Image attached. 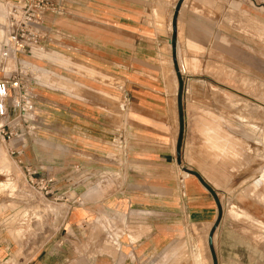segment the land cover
<instances>
[{"label":"rangeland","instance_id":"rangeland-1","mask_svg":"<svg viewBox=\"0 0 264 264\" xmlns=\"http://www.w3.org/2000/svg\"><path fill=\"white\" fill-rule=\"evenodd\" d=\"M7 2L0 0V27ZM175 16L173 20L174 12L169 10L167 18H159L157 33L121 35L122 62L115 77L104 72L106 78L100 86L107 94L99 98L110 111L106 115L113 119L114 138L126 143L120 146L116 141V153H125L129 158L123 162L116 157L105 164L127 173L123 178L134 191L135 200L150 206L152 221L160 218L161 204L168 205L170 224L177 231V241L170 250L180 255L179 262L208 264L209 236L217 239L221 233L233 230V234L247 236L257 247L264 244V222L251 219L243 208L264 213V20L250 17L248 32L234 34L231 42L219 28L216 34L204 33L202 30L207 29L192 23L187 15L180 12ZM216 21L223 29L225 19ZM68 37L71 51L78 56L70 58L47 49L32 64L38 80L24 84L33 94L34 106L37 100L55 99L49 90L62 93L64 97L57 98L62 105H73L70 115L63 119L59 115L66 128L78 124L75 131H66L72 140L59 137L53 141L59 143L56 149L80 157L84 155V126L80 123L84 121L80 110L84 81L54 78L41 62L46 59L51 63L59 57L68 63L62 64L65 70L84 79L82 42ZM125 43L131 44L127 50ZM17 67V63L5 66L0 61V78L2 68ZM3 122L0 120V125ZM42 137L48 138L44 134ZM190 176L218 204L217 229L208 223L189 221L194 217L186 210L192 207L185 193V184L192 185L194 180ZM0 177V201L14 209L10 224L24 223L25 231L17 235L19 239L47 233L55 215L53 205L24 191L20 169L3 149ZM97 180L101 183L103 178ZM77 181L82 182L78 176L74 177V183ZM93 181L85 180L82 187ZM83 188L71 194L80 203L84 202Z\"/></svg>","mask_w":264,"mask_h":264},{"label":"crops","instance_id":"crops-1","mask_svg":"<svg viewBox=\"0 0 264 264\" xmlns=\"http://www.w3.org/2000/svg\"><path fill=\"white\" fill-rule=\"evenodd\" d=\"M62 7V15L50 14L45 19V26L50 30L46 51L49 49L74 58L78 55L71 51L73 47L69 43H72L67 37L80 40L84 50L80 55L84 63V79L65 70L62 64L68 63L59 57L51 63L46 59H41V62L49 67L54 78L84 81V102L80 107L84 113V121L80 122L84 126V155L73 157L55 148L59 143L53 140L69 137L66 131H75L78 125L66 128L59 121V115L62 119L70 115L73 105H62L57 98L64 96L58 90H49L55 99L36 101L34 123L27 127L13 124L11 128L21 132L25 142L20 158L22 163L53 176L61 191L70 192L74 177L78 176L76 170L81 168L84 174L95 176L100 173L103 181L98 183L99 177H91L94 181L84 185V202L81 205L67 209L62 204H52L55 215L47 233H36L26 239L17 236L24 233V223L11 225L14 209L0 201V261L7 264H185L179 262L180 255L170 250L177 241L174 234L177 231L175 225L170 224L168 205L162 203L160 218L152 221L150 206L135 200L134 191L123 178L127 173L105 164L106 160L116 157L125 162L129 156L116 153V141L120 146L126 143L114 138L113 119L107 117L110 111H106L99 98L107 94L100 82L106 78L105 71L116 76L122 62L121 35L131 37L157 33L158 19L167 18L169 10L174 12L173 20L181 12L193 19L192 23L207 29L202 32L216 34L219 28L225 33L226 40L233 42L234 34L248 32L250 17L264 20V0H65ZM217 18L225 19L223 29ZM76 33L84 35L76 37ZM169 42L168 38L166 43ZM125 44L124 50L131 47L130 43ZM133 45L136 49L137 44L134 42ZM34 62L31 60L32 64ZM35 80L38 77L35 76ZM175 100L176 94L173 95ZM121 108H125L124 104ZM43 134L47 135V140ZM66 139L72 140L70 137ZM13 145L19 147L18 139ZM0 149L6 151L5 146H0ZM75 165L78 167L74 168ZM190 177L194 180L192 185L185 184V193L192 207L186 210L194 217L188 218L189 221L208 223L217 229L218 204L214 197L207 196L205 188L195 177ZM78 190L80 188L76 192ZM243 208L251 219L264 222V213L256 214L250 207ZM201 214L205 217L202 218ZM109 216H116L122 224L116 245L104 236L99 227V222ZM230 231L221 233L217 239L209 236L208 264H264V244L257 247L247 236L240 234L239 237Z\"/></svg>","mask_w":264,"mask_h":264},{"label":"built area","instance_id":"built-area-1","mask_svg":"<svg viewBox=\"0 0 264 264\" xmlns=\"http://www.w3.org/2000/svg\"><path fill=\"white\" fill-rule=\"evenodd\" d=\"M65 0H19L8 3L5 18L0 27V61L2 65L10 62L18 64L13 70L2 68L0 78V146H5L6 153L15 160L22 177L23 189L34 193L42 201L50 204H62L67 209L81 205L79 200L71 197L76 189L83 188L85 180L94 175L84 174V170H76L81 184L73 182L70 192L61 191L56 186V179L48 173H42L29 165L23 164L21 156L25 148L21 132L11 128L13 124L25 127L35 122V106L32 92L24 84L35 80L37 69L31 60H37V55L46 51L50 43V30L45 26L47 15H62V3ZM11 113V117L9 114ZM9 117V119H8ZM18 139L19 147L13 145ZM84 189V188H83ZM104 236L113 244H117L122 233V224L116 216H109L99 222ZM0 264H7L0 261Z\"/></svg>","mask_w":264,"mask_h":264},{"label":"bare ground","instance_id":"bare-ground-1","mask_svg":"<svg viewBox=\"0 0 264 264\" xmlns=\"http://www.w3.org/2000/svg\"><path fill=\"white\" fill-rule=\"evenodd\" d=\"M1 23H2V22H1ZM256 118H257V117H256ZM5 169H6V168H5ZM1 205H2V204H1ZM15 206H16V205H15ZM30 209H31V208H30ZM33 209H34V208H33ZM36 209H37V208H36ZM26 211H27V210H26ZM38 211H39V210H38ZM26 213H27V212H26ZM37 214H38V213H37ZM23 215H24V214H23ZM24 216H26V215H24ZM34 216H35V215H34ZM26 217H27V216H26ZM26 217H25V218H26ZM34 218H35V217H34ZM34 218H33V219H34ZM17 219H18V217H17ZM31 221H32V220H31ZM35 224H36V223H35ZM31 227H32V226H31ZM28 233H29V232H28ZM204 251H205V250H204ZM200 254H201V252H200ZM203 254H205V253H203ZM202 256H203V255H202ZM203 258H204V257H203ZM201 261H202V259H201Z\"/></svg>","mask_w":264,"mask_h":264},{"label":"water","instance_id":"water-1","mask_svg":"<svg viewBox=\"0 0 264 264\" xmlns=\"http://www.w3.org/2000/svg\"><path fill=\"white\" fill-rule=\"evenodd\" d=\"M172 59L174 60L175 58L173 57ZM208 242L210 243V237H208Z\"/></svg>","mask_w":264,"mask_h":264}]
</instances>
